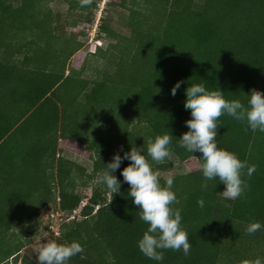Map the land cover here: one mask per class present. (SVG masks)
I'll return each instance as SVG.
<instances>
[{
    "label": "trees",
    "instance_id": "16d2710c",
    "mask_svg": "<svg viewBox=\"0 0 264 264\" xmlns=\"http://www.w3.org/2000/svg\"><path fill=\"white\" fill-rule=\"evenodd\" d=\"M53 1L0 0V264H36L17 231L46 209L65 217L49 239L84 248L68 264H264V132L227 114L218 120V147L256 166L251 177L244 170L248 188L235 200L220 194L218 179L204 180L191 159L201 153L178 147L191 119V84L245 105L250 90L264 93V0H132L129 33L102 27L114 42L83 60L75 28L91 21L96 2L64 0L65 15ZM163 134L173 137L171 157L187 167L171 177L192 247L188 256L166 250L156 262L138 248L148 225L120 174L130 161L113 173L117 194L98 177L115 154L136 147L147 155V140ZM65 152L89 160L90 171ZM149 161L163 184L170 159ZM252 222L262 228L248 234Z\"/></svg>",
    "mask_w": 264,
    "mask_h": 264
},
{
    "label": "clouds",
    "instance_id": "9594fccd",
    "mask_svg": "<svg viewBox=\"0 0 264 264\" xmlns=\"http://www.w3.org/2000/svg\"><path fill=\"white\" fill-rule=\"evenodd\" d=\"M92 2L80 0V6L88 7ZM181 83L183 81H178L173 86L172 96L176 95ZM185 96L184 108L190 110L191 119L185 121L188 131L178 139V147L191 154H202L200 157L191 155V159L197 162L205 181L218 179L225 186L220 193L223 197L230 200L240 198L248 188L242 179L244 170L247 169V175L251 177L256 166L248 165L247 161H241L236 154L218 147V120L227 114L237 121L246 122L253 133L257 130L264 132V93L250 90L245 105L238 99H225L224 93L218 88L207 90L204 84H191L186 88ZM172 140L170 134L157 135L154 140L149 138L146 142L147 155L136 147L124 153L123 157L115 154L98 177L99 183L105 185L113 196L121 186L113 173L123 160L130 161L120 174L130 186L128 195L132 203L139 207L140 220L148 225L138 241V248L145 257L156 262L163 261L166 250L182 252L188 256L192 247L189 234L181 227L180 209L173 207L180 202L172 191L174 179L168 176L161 184L160 173L153 170L149 161L150 158L155 164H163L170 159L173 155ZM202 188H207V183L202 184ZM197 205L204 207L203 198L197 200ZM261 228L259 222H252L246 231L253 234ZM83 251L82 245L75 241L59 244L52 239L40 240L36 264H68L72 257ZM241 264H262V261L260 258L244 259Z\"/></svg>",
    "mask_w": 264,
    "mask_h": 264
},
{
    "label": "rangeland",
    "instance_id": "374dc122",
    "mask_svg": "<svg viewBox=\"0 0 264 264\" xmlns=\"http://www.w3.org/2000/svg\"><path fill=\"white\" fill-rule=\"evenodd\" d=\"M96 2V8L93 10L91 21H78L77 29L81 34L79 41L82 43L81 53L82 60L86 55L95 52L97 47L105 49L107 45L113 43L114 40L108 38L102 27L115 34L127 35V20L129 15L128 8L131 6L132 0H93ZM141 1V0H140ZM51 9L60 14H67V5L64 0H54L50 3ZM71 18L78 20L79 12L71 14ZM70 19V16H69ZM64 157L75 161L77 164L84 166L88 171L91 169V162L73 152H65ZM173 165L171 172L166 176L185 174L187 167L180 163L175 157L170 158ZM84 193L89 194V190ZM78 213V211L76 212ZM65 220V217L59 213H52L50 209L41 212L40 218L31 224L25 226L21 231H17L21 239L26 243L23 251L30 254H37L38 244L40 240L49 239L50 232H56L58 225Z\"/></svg>",
    "mask_w": 264,
    "mask_h": 264
}]
</instances>
